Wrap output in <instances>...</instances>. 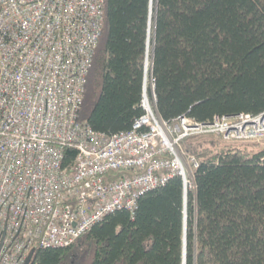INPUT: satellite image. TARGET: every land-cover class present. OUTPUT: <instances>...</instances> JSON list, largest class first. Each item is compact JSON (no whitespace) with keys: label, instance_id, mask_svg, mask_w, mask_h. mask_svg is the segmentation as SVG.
Wrapping results in <instances>:
<instances>
[{"label":"trees","instance_id":"trees-1","mask_svg":"<svg viewBox=\"0 0 264 264\" xmlns=\"http://www.w3.org/2000/svg\"><path fill=\"white\" fill-rule=\"evenodd\" d=\"M152 3L150 14L151 0H104L80 121L107 136L129 131L148 59L166 122L264 114V0ZM182 147L198 162L193 191L175 177L133 214L107 215L66 248H38L29 264H264V139L203 134ZM75 155L66 150L63 165Z\"/></svg>","mask_w":264,"mask_h":264},{"label":"built area","instance_id":"built-area-1","mask_svg":"<svg viewBox=\"0 0 264 264\" xmlns=\"http://www.w3.org/2000/svg\"><path fill=\"white\" fill-rule=\"evenodd\" d=\"M103 22L104 0H0V264L73 245L175 177L186 196L198 168L188 137L264 139V114L166 122L153 85L129 131H92L80 110Z\"/></svg>","mask_w":264,"mask_h":264},{"label":"rangeland","instance_id":"rangeland-1","mask_svg":"<svg viewBox=\"0 0 264 264\" xmlns=\"http://www.w3.org/2000/svg\"><path fill=\"white\" fill-rule=\"evenodd\" d=\"M152 9H153V3H152V0H151V6H150V14H152ZM149 52H150V46L148 47V55L146 56V60H147V57L149 58ZM145 60V62H146ZM148 64H149V59H148V63H147V66H146V63H145V70L147 72V74L145 75V81H144V84H145V89H144V92L147 93L148 95V91L150 90V92H152V80H151V77L150 75L148 74ZM150 96H151V93H150ZM150 96L148 95V100L150 99Z\"/></svg>","mask_w":264,"mask_h":264},{"label":"bare ground","instance_id":"bare-ground-1","mask_svg":"<svg viewBox=\"0 0 264 264\" xmlns=\"http://www.w3.org/2000/svg\"><path fill=\"white\" fill-rule=\"evenodd\" d=\"M150 90H151V88H150ZM143 96H144L145 99H148V95H147V93L144 92V93H143ZM220 139H221V138H220ZM248 141H254V140H248Z\"/></svg>","mask_w":264,"mask_h":264},{"label":"water","instance_id":"water-1","mask_svg":"<svg viewBox=\"0 0 264 264\" xmlns=\"http://www.w3.org/2000/svg\"><path fill=\"white\" fill-rule=\"evenodd\" d=\"M29 263H30V255L28 256V258L25 260L23 264H29Z\"/></svg>","mask_w":264,"mask_h":264}]
</instances>
